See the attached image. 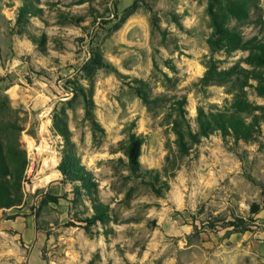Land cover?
Masks as SVG:
<instances>
[{"label":"rangeland","instance_id":"rangeland-1","mask_svg":"<svg viewBox=\"0 0 264 264\" xmlns=\"http://www.w3.org/2000/svg\"><path fill=\"white\" fill-rule=\"evenodd\" d=\"M255 2L247 23L229 25L264 42V0ZM207 9L208 0H0V141L11 169L24 164L21 203L0 209V223L40 231L23 241L0 229V264H23L36 240L46 264H264V209L249 212L264 206L260 113L238 114L259 125L249 140L213 132L184 150L166 118L184 96L197 133V109L228 106L240 84L264 107V65L248 48L211 52ZM209 69L232 76L206 83ZM137 86L164 102L148 110ZM131 135L143 141L136 172L124 155ZM67 156L92 183L80 169L61 174Z\"/></svg>","mask_w":264,"mask_h":264},{"label":"trees","instance_id":"trees-1","mask_svg":"<svg viewBox=\"0 0 264 264\" xmlns=\"http://www.w3.org/2000/svg\"><path fill=\"white\" fill-rule=\"evenodd\" d=\"M257 10V3L255 0H208V14L211 21L212 33L207 41L209 50L215 52L225 49L226 51H234L238 49L248 48L250 53L248 60L251 63L264 65V42L256 41V38L244 40L242 36L236 31L234 27H230L229 22L234 21L236 25H243L249 20V13L251 9ZM218 76H213L210 69L206 71L203 81L222 82L226 78L232 76L230 72L217 73ZM238 92L234 100L222 109L210 112H204L203 109L198 108L196 114L197 133H192L189 124L186 120V113L184 106L186 99H173L171 111L167 114V121L171 125V130L176 137L177 144L180 149L186 148V139L195 141L198 137H207L213 132H220L222 135H232L237 139L249 140L257 133L259 125L255 122H245L238 114L243 112L258 111L264 119V107L255 106L250 103L243 91V85L240 84ZM136 92L138 97L143 101L148 110H152L160 103L164 102L165 98H150L147 86H137ZM89 103L86 104L87 113H89ZM62 135L65 139L66 145H70L69 132L67 129L62 130ZM142 138L131 135L127 140V145L124 148V155L128 160V165L131 171L136 172L139 167V156L142 146ZM75 160L70 158L63 159L59 166L62 175L70 173L77 175V170L80 169L82 173L76 177L81 179L86 187L87 184L92 183L89 178L91 175L81 166L74 164ZM24 164L20 165L18 169L13 170L10 167L9 160L4 151L3 145L0 141V209H8L19 206L21 203V180ZM264 209L258 203H253L250 206L249 212L254 215Z\"/></svg>","mask_w":264,"mask_h":264},{"label":"crops","instance_id":"crops-1","mask_svg":"<svg viewBox=\"0 0 264 264\" xmlns=\"http://www.w3.org/2000/svg\"><path fill=\"white\" fill-rule=\"evenodd\" d=\"M0 229H3L5 232H13V231H16L15 234H14V237L13 239H18V238H21L23 241L26 240V238L28 239H32V241L34 240V235H35V239L37 237H39V233L40 231L37 230L34 225H29L28 222L27 224L25 225V227H23L22 229L19 230V228L15 227V226H11V225H8L7 223H0ZM3 231V232H4ZM10 240V234H9V238H8V241ZM40 243V242H39ZM39 243L38 241L36 240L34 243H30V245H27L26 248H28V254L27 256L24 258V263L23 264H46L45 261H43L44 259L41 257V252H40V249H39ZM9 250H13L14 252V260L17 259V253H18V249L19 247L15 244L14 248L11 247V245H8V248ZM8 250V252H10ZM0 253H1V256L0 257H6L5 254H4V249L1 248L0 250ZM17 264V263H16Z\"/></svg>","mask_w":264,"mask_h":264},{"label":"bare ground","instance_id":"bare-ground-1","mask_svg":"<svg viewBox=\"0 0 264 264\" xmlns=\"http://www.w3.org/2000/svg\"><path fill=\"white\" fill-rule=\"evenodd\" d=\"M39 150V149H38Z\"/></svg>","mask_w":264,"mask_h":264},{"label":"built area","instance_id":"built-area-1","mask_svg":"<svg viewBox=\"0 0 264 264\" xmlns=\"http://www.w3.org/2000/svg\"><path fill=\"white\" fill-rule=\"evenodd\" d=\"M31 170V169H30Z\"/></svg>","mask_w":264,"mask_h":264}]
</instances>
